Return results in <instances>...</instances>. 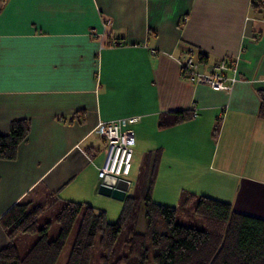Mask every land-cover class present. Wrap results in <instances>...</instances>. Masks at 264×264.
<instances>
[{
    "label": "crops",
    "instance_id": "crops-1",
    "mask_svg": "<svg viewBox=\"0 0 264 264\" xmlns=\"http://www.w3.org/2000/svg\"><path fill=\"white\" fill-rule=\"evenodd\" d=\"M263 32L264 0L257 9L252 0H0V134L29 122L15 158L0 160V217L51 193L118 215L123 200L97 192L106 152L97 126L137 117L129 175L106 177L127 186L124 197L152 151V201L177 206L190 192L264 219ZM181 47L202 72L235 61L231 90L184 79ZM181 110L195 116L158 128L162 113ZM6 242L0 226V249Z\"/></svg>",
    "mask_w": 264,
    "mask_h": 264
},
{
    "label": "trees",
    "instance_id": "trees-1",
    "mask_svg": "<svg viewBox=\"0 0 264 264\" xmlns=\"http://www.w3.org/2000/svg\"><path fill=\"white\" fill-rule=\"evenodd\" d=\"M261 6L262 0H252L254 9ZM205 58V54L200 53L198 60ZM257 96V115L264 120V91H258ZM192 114L190 110L162 113L158 128L187 121ZM28 132L27 120H12L8 131L0 134V160L14 159L17 146ZM102 140L106 146V141ZM151 154L152 151L147 152L142 159L146 171L149 170L143 195V233L135 230L139 207L134 196L124 197L119 215L111 223L103 210L85 202L62 200L56 193L48 194L35 204L22 199L0 217V226L7 238L0 249V264H56L77 218V231L65 264H90L96 236L101 251L98 264H264V219L237 212L228 202L190 192L181 194L177 206L152 201L150 192L158 158L152 159ZM52 203L53 209L55 207L52 219L58 229L55 238L49 240L50 222L44 215L52 208ZM186 208H193L203 228L177 222L178 213ZM23 234L34 235L35 239L20 256L16 244ZM121 242L125 250L117 254Z\"/></svg>",
    "mask_w": 264,
    "mask_h": 264
},
{
    "label": "built area",
    "instance_id": "built-area-1",
    "mask_svg": "<svg viewBox=\"0 0 264 264\" xmlns=\"http://www.w3.org/2000/svg\"><path fill=\"white\" fill-rule=\"evenodd\" d=\"M264 35V32H263ZM179 67L181 76L195 84H205L214 91H229L237 80L235 61L229 57L214 62L208 71L199 70V64L188 47H181ZM194 117L195 114L193 113ZM137 117L120 118L107 123H99L97 133L106 141V152L98 169L100 179L121 178L129 175L134 145V131L131 125Z\"/></svg>",
    "mask_w": 264,
    "mask_h": 264
},
{
    "label": "rangeland",
    "instance_id": "rangeland-1",
    "mask_svg": "<svg viewBox=\"0 0 264 264\" xmlns=\"http://www.w3.org/2000/svg\"><path fill=\"white\" fill-rule=\"evenodd\" d=\"M140 145L143 146V141L140 143ZM135 158H136V154H135ZM138 161L139 160L137 159L134 174H132L131 178L133 179V189H134L133 190V196L137 199V204L139 207L138 212H137L138 219H137V224H136L135 230L137 232L143 233L145 231L144 219H143V211H144V209H143V195H144V191L146 190L147 184H148L149 170L146 171V167L144 166L142 160L139 162V164H138ZM151 191H152V189H151ZM150 195H151V192H150ZM155 197L159 198L161 200H165V202H167L169 204L175 203L174 201H171L168 199V198H172L171 196H169V194L164 195V194H162V192H159V194H157V196H155ZM53 204L54 203H52L50 205V208L53 206ZM169 206H175V205H169ZM54 209H55V207H54ZM54 209L52 207L50 210L46 211L45 215H44L45 220L50 222L49 229L47 231V236H48L49 240L55 238L54 233L58 229L57 224L52 219L54 217V211H55ZM193 212H194L193 208H186L185 211H181L180 213H178L177 222H179L185 226H191V227H195V228H197V227L203 228L202 222L200 221V219H198L195 216V214ZM118 215H112L111 211H109L106 219L109 223H111V222H114L116 220ZM78 222H79V218H77V220L75 221V223L72 227V230H71V232H70V234L66 240V243H65V245L61 251V254H60L56 264H65L67 257H68V254L70 252L71 246L73 244V240H74V237H75V234L77 231ZM126 232H127V230L123 232V235H125ZM25 237H29V236H25ZM121 238H122V236H121ZM98 239H99V237L96 236L94 244H93V248H92V251L90 254V264H98V256H99V253L101 252V251H99V247H98ZM24 241L25 240H18L17 241V244L19 246L18 251L20 253V256H22V254H24V252H26V250L28 248V247L25 248ZM121 244H122V242L120 243V245L117 248V254L123 253L125 250L124 246H122ZM146 244H147V246H149V244H150V240L148 237L146 240Z\"/></svg>",
    "mask_w": 264,
    "mask_h": 264
},
{
    "label": "water",
    "instance_id": "water-1",
    "mask_svg": "<svg viewBox=\"0 0 264 264\" xmlns=\"http://www.w3.org/2000/svg\"><path fill=\"white\" fill-rule=\"evenodd\" d=\"M127 191V186H123L121 181L117 179L103 178L99 185L97 192L100 195L111 197L115 200L122 201Z\"/></svg>",
    "mask_w": 264,
    "mask_h": 264
}]
</instances>
